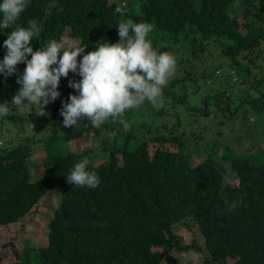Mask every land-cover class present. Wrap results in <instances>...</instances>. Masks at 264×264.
Listing matches in <instances>:
<instances>
[{
    "label": "trees",
    "instance_id": "obj_1",
    "mask_svg": "<svg viewBox=\"0 0 264 264\" xmlns=\"http://www.w3.org/2000/svg\"><path fill=\"white\" fill-rule=\"evenodd\" d=\"M123 1L31 0L17 22L27 26L35 19L40 24L34 49L64 37L92 51L104 40L118 41V23L146 21L153 25L148 36L153 47L180 57L178 73L164 90L163 107H138L147 114L145 122L133 119L136 111L126 112L127 129L110 119L99 129L86 120L63 127L61 101L70 94L62 78L60 97L46 107L50 116L36 118L31 110L13 120L15 127L2 124L0 229L19 223L54 189L59 192L48 244H24L22 250L15 249L17 261L11 264H191L182 263L176 252H195L200 264H228V259H233L231 264H264V142L239 152L217 139L218 129H236L240 136L259 141L254 128L264 117V0ZM117 7L123 15L115 12ZM10 31L0 33V59ZM219 58L229 62L232 75L220 80L224 90L212 91L220 71L211 68ZM11 81L14 95L19 87L16 74L1 75L0 85ZM6 94L0 90L2 102ZM188 112L201 134L194 151L182 129ZM242 112L244 119L236 124ZM249 113L258 115L255 122ZM167 117L172 124L165 123ZM8 118H0V126ZM27 118L29 126L23 121ZM209 121L216 135L207 140ZM177 129L182 131L172 133ZM90 134L95 146L72 151L74 141ZM140 135L156 146L146 138L139 140ZM209 146L218 149V157ZM37 149L45 156L43 175L34 179L30 157ZM96 151L105 160L94 165L91 155ZM198 151L205 155L199 158ZM84 159L101 178L98 188L67 182L69 170ZM190 221L198 225L204 245L183 244L176 226Z\"/></svg>",
    "mask_w": 264,
    "mask_h": 264
},
{
    "label": "clouds",
    "instance_id": "obj_2",
    "mask_svg": "<svg viewBox=\"0 0 264 264\" xmlns=\"http://www.w3.org/2000/svg\"><path fill=\"white\" fill-rule=\"evenodd\" d=\"M30 3L31 0H0V33L11 28L3 42L0 75L7 78L16 74L19 85L10 101L0 102V118L26 105L32 106L36 115H46V106L61 95V78H67L69 73L80 79L68 81L75 94L68 92L67 100L61 101L65 128L86 120L85 124L99 129L110 119L127 129L126 112L145 103L163 107L164 90L175 75L177 60L169 52L153 47L148 39L153 31L150 22L124 20L116 26V43L104 40L92 51L64 37L34 49L33 41L42 31L40 24L35 19L28 20L27 26L17 23ZM115 12L124 14L119 7ZM20 64L25 65L22 70H18ZM88 164L87 159L75 163L66 176L67 182L73 187L98 188L101 178L88 169ZM225 183L230 181L226 179Z\"/></svg>",
    "mask_w": 264,
    "mask_h": 264
},
{
    "label": "rangeland",
    "instance_id": "obj_3",
    "mask_svg": "<svg viewBox=\"0 0 264 264\" xmlns=\"http://www.w3.org/2000/svg\"><path fill=\"white\" fill-rule=\"evenodd\" d=\"M126 4V0L123 1V4ZM71 30L70 27L66 28V34L68 37L71 36ZM212 52L214 53H218L217 50H213ZM207 53V52H206ZM209 54V53H208ZM177 60V67H176V71L175 75L178 73V59L180 57V53H177L174 56ZM211 59V58H209ZM228 61L224 58H219L218 60H214V66L216 65V67L211 68V69H215L218 68L220 73L218 75H214L215 77H217L216 79H214L212 81V85L211 90L212 91H216L219 87H221V90H224L223 84L221 83L220 80L225 79L227 76H231L232 75V71H231V66L228 65ZM173 76V77H174ZM172 77V78H173ZM233 77V76H232ZM0 79H1V75H0ZM79 76L73 74V73H69V76L67 78L62 77L63 80V86L66 87V90L70 93V94H75V90L72 89L71 87L68 86V81L69 80H79ZM11 82H3L0 85V90L5 91L6 94V98L7 100H11L13 93L10 90V85ZM0 102H2L0 100ZM46 107L49 108V106L47 105ZM33 110L32 106L30 105H26L23 108L19 109V110H15L11 113L10 116H8L9 118L11 117V119L7 120V121H2L1 126L0 127H5V126H14L13 120L15 118H20L21 116L24 117L25 115H29L30 111ZM46 115H44L43 117H47L51 115V110L48 109L46 110ZM135 114H131V116L133 117V119L139 120L142 119L143 117H145L147 114H141L142 111H140L138 108L136 110ZM57 114H59V111L56 110ZM251 113H249L250 115ZM58 116V115H57ZM187 116L189 117V119H184V125L182 127V129L185 132V138L191 143V149L192 151L196 150L195 148H193V145L196 144L198 146V144H201V134H198L199 128L196 127L195 124H193L190 120V118L192 117V114H190L188 112ZM240 118L237 120L236 124H240L239 121H242V119H244V115L243 112L242 114L239 115ZM250 122H255L258 116L257 114H251L250 115ZM39 117L38 115H36V118ZM249 118V117H248ZM262 120L256 122V127L254 128V131L256 132L255 134L258 136L259 141L256 140L255 137L250 136V137H243L240 136L239 134L236 133V129H234L233 132H226V129H218L219 132V136H218V140L219 143H221V146H229L230 148H238L239 152H246L249 150H254L253 148L258 147L259 145H261L264 142V117L261 118ZM29 120V121H28ZM190 120V121H189ZM22 121V120H21ZM24 123L29 126L30 123V119H23ZM140 121V120H139ZM5 122V126H3L2 124ZM142 122H145L144 119H142ZM173 121H171L168 117L166 118L165 123H169L172 124ZM206 122V120H205ZM204 122V123H205ZM140 123V122H139ZM138 123V124H139ZM16 125V124H15ZM230 124H228L229 126ZM213 124L211 121L208 122L207 125V132L204 134V138L206 137L207 140L209 138H212L215 134V131L211 128ZM15 127V126H14ZM182 129H177L176 131H173L172 133H176V132H181ZM31 134V132H29ZM93 133V132H90ZM89 134V133H87ZM113 137V136H112ZM91 134L90 136H86L84 138H80L79 141H74V144H71V148L72 151H83V149L85 147H93L96 145V142L91 141ZM146 137H144L143 135L139 136V140H144ZM0 140L1 137H0ZM146 140L149 142L150 145L154 144V140L150 139L149 137L146 138ZM118 141V140H117ZM78 142V144H82V146H77L76 143ZM122 143H124L123 140H121ZM245 144L246 147H242L239 148L242 144ZM157 144V143H156ZM156 144H154L156 146ZM248 144H251L253 147H251L250 149H248ZM84 146V148H83ZM209 148L212 150V153L214 154V156H217V148L214 146H209ZM198 153L200 154L199 158L203 157L205 154L202 151H198ZM44 151L42 149H37L35 151H33L31 157H30V161H31V173L33 178H38L41 177L43 175V169H42V162L44 159ZM91 156H94L91 160V162L94 165H97L101 162H103L105 160V155L102 154L99 151H96L94 153H92ZM90 155L87 156L86 158L91 157ZM108 156V154H107ZM107 158V157H106ZM119 162H122L121 159V153L118 152V156H117ZM59 197V192L58 190L54 189L52 192L48 193L46 196H44L41 201L33 208V210L27 215L25 216L19 223L12 225L11 227H1L0 229V250L1 248H3L0 251V264H11L14 261H17V257L14 254L15 249L16 250H22L24 247V244L33 246V247H41V246H45L48 244L49 241V223L51 221V218L53 217V212L54 209L57 206V199ZM176 230L178 232V234L180 236H182V242L183 244H190L192 242H196V243H200L202 245H204V238L202 236V233L198 227V225L193 222L190 221L187 224L186 223H179L176 226ZM192 253L195 252H176V254L180 257L182 263H187L190 262L191 264H200V260L199 257L197 255H193ZM228 264H231L233 262V259H228L227 260Z\"/></svg>",
    "mask_w": 264,
    "mask_h": 264
}]
</instances>
